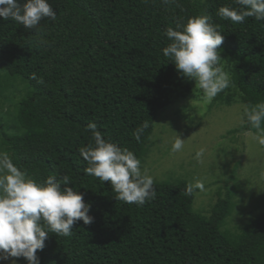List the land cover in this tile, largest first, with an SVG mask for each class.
Here are the masks:
<instances>
[{"label": "trees", "instance_id": "16d2710c", "mask_svg": "<svg viewBox=\"0 0 264 264\" xmlns=\"http://www.w3.org/2000/svg\"><path fill=\"white\" fill-rule=\"evenodd\" d=\"M48 3L57 18L42 19L36 30L0 18V112L10 93L20 95L0 114V153L38 183L67 175L94 219L79 221L67 237L49 233L37 252L40 264H264L263 193L252 207L260 211L240 225L229 224L236 182L225 197L217 192L208 214L193 208L195 189L185 179L154 180L155 198L136 206L85 174L80 153L94 144L87 125L95 122L104 139L132 151L145 167L160 110L190 95L187 78L163 55L170 43L165 33L193 16H209L224 37L218 52L231 84L212 104L241 102L246 110L264 102V20L221 19L218 9L238 7L235 0ZM145 122L137 141L133 133ZM238 130L264 135L245 111L230 132Z\"/></svg>", "mask_w": 264, "mask_h": 264}, {"label": "clouds", "instance_id": "9594fccd", "mask_svg": "<svg viewBox=\"0 0 264 264\" xmlns=\"http://www.w3.org/2000/svg\"><path fill=\"white\" fill-rule=\"evenodd\" d=\"M176 2L164 0L165 4ZM235 3L238 7L222 6L217 15L233 23H242L248 17L264 20V0H235ZM0 18L14 20L26 30H36L42 19L54 21L57 12L48 0H25L23 4L20 0H0ZM210 19L207 15L193 16L185 24H177L175 29L167 28L165 35L170 43L163 48V55L175 64L178 73L195 81L208 103L231 84L229 75L220 65L218 52L224 37ZM245 115L252 127L264 131V102L246 109ZM147 126L145 122L133 133L137 141ZM87 128L94 144L80 149L88 164L85 174L108 182L116 193L115 198L124 203L143 206L154 199V178L142 170L136 155L104 139L95 122H89ZM257 139L264 145V136ZM183 145L184 139L177 136L171 150L178 152ZM204 154L205 149L200 148L196 159L203 162ZM69 184L67 175L61 181L49 176L43 183H38L29 178L7 153H0V264L20 257L27 264H40L37 252L43 250L49 233L67 237L79 221L85 225L93 222L91 205ZM196 186L202 187V184ZM12 264H16L14 259Z\"/></svg>", "mask_w": 264, "mask_h": 264}, {"label": "rangeland", "instance_id": "374dc122", "mask_svg": "<svg viewBox=\"0 0 264 264\" xmlns=\"http://www.w3.org/2000/svg\"><path fill=\"white\" fill-rule=\"evenodd\" d=\"M220 65L225 66L222 59ZM185 84L189 86L190 95L179 97L159 112L154 129L155 143L142 170L155 181L187 180L195 189L193 208L204 214H208L216 202L217 192L225 197L227 188L231 189L236 182L239 187L234 195L235 212L229 224L240 225L246 217L260 211L259 208L252 212V207H257L256 195L264 194V145L257 139L264 135L242 130L231 133L243 123L244 104H212L214 99L208 103L194 80L187 78ZM19 97L17 93H10L0 114L4 115ZM177 136L184 139V145L180 151L173 152L172 144ZM200 148L205 149L203 162L196 159ZM232 171L235 179H230ZM197 183L202 187H197ZM13 259L16 264H27L16 258L2 264H12Z\"/></svg>", "mask_w": 264, "mask_h": 264}]
</instances>
